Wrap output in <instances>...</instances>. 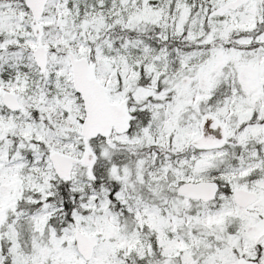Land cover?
<instances>
[{"label":"snow or ice","instance_id":"1","mask_svg":"<svg viewBox=\"0 0 264 264\" xmlns=\"http://www.w3.org/2000/svg\"><path fill=\"white\" fill-rule=\"evenodd\" d=\"M0 264H264V0H0Z\"/></svg>","mask_w":264,"mask_h":264}]
</instances>
